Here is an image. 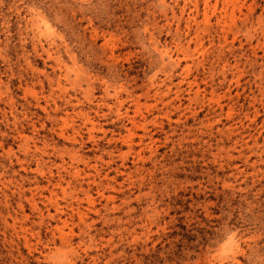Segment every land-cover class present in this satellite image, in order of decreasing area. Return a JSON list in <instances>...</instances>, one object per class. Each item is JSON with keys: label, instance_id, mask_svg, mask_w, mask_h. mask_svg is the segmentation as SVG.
<instances>
[{"label": "rangeland", "instance_id": "obj_1", "mask_svg": "<svg viewBox=\"0 0 264 264\" xmlns=\"http://www.w3.org/2000/svg\"><path fill=\"white\" fill-rule=\"evenodd\" d=\"M0 264H264V0H0Z\"/></svg>", "mask_w": 264, "mask_h": 264}]
</instances>
